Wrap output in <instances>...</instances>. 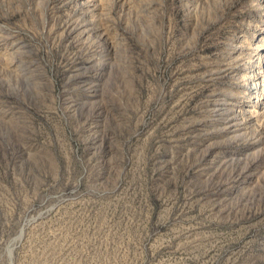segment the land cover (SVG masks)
Masks as SVG:
<instances>
[{
    "label": "rangeland",
    "instance_id": "obj_1",
    "mask_svg": "<svg viewBox=\"0 0 264 264\" xmlns=\"http://www.w3.org/2000/svg\"><path fill=\"white\" fill-rule=\"evenodd\" d=\"M0 264H264V0H0Z\"/></svg>",
    "mask_w": 264,
    "mask_h": 264
},
{
    "label": "bare ground",
    "instance_id": "obj_2",
    "mask_svg": "<svg viewBox=\"0 0 264 264\" xmlns=\"http://www.w3.org/2000/svg\"><path fill=\"white\" fill-rule=\"evenodd\" d=\"M24 225V224H23Z\"/></svg>",
    "mask_w": 264,
    "mask_h": 264
}]
</instances>
